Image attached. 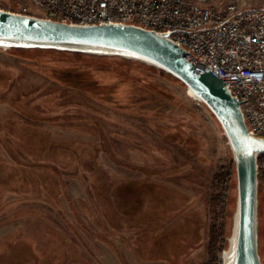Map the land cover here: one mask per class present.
I'll return each instance as SVG.
<instances>
[{"label": "rangeland", "instance_id": "rangeland-1", "mask_svg": "<svg viewBox=\"0 0 264 264\" xmlns=\"http://www.w3.org/2000/svg\"><path fill=\"white\" fill-rule=\"evenodd\" d=\"M232 159L212 113L168 74L0 50V264H216L213 229L229 237L236 210L237 178L227 192L220 177ZM259 199L264 263L263 185Z\"/></svg>", "mask_w": 264, "mask_h": 264}, {"label": "water", "instance_id": "water-1", "mask_svg": "<svg viewBox=\"0 0 264 264\" xmlns=\"http://www.w3.org/2000/svg\"><path fill=\"white\" fill-rule=\"evenodd\" d=\"M0 49L43 50L122 58L156 68L183 83L219 123L236 165L237 202L223 264H264L259 244L258 159L264 139L253 136L227 82L200 70L168 33L127 24L73 25L0 9Z\"/></svg>", "mask_w": 264, "mask_h": 264}, {"label": "built area", "instance_id": "built-area-1", "mask_svg": "<svg viewBox=\"0 0 264 264\" xmlns=\"http://www.w3.org/2000/svg\"><path fill=\"white\" fill-rule=\"evenodd\" d=\"M248 4L249 0H0V9L32 15V5L61 23H120L168 33L198 69H209L227 82L242 104L251 134L264 139V9H250ZM216 264H223L222 258Z\"/></svg>", "mask_w": 264, "mask_h": 264}, {"label": "trees", "instance_id": "trees-1", "mask_svg": "<svg viewBox=\"0 0 264 264\" xmlns=\"http://www.w3.org/2000/svg\"><path fill=\"white\" fill-rule=\"evenodd\" d=\"M9 51H14V52H27V51H30V50L12 49V50H9ZM36 51L60 53V52H57V51H43V50H36ZM63 54H70V55H73L75 57H80V58H83V57H91V58L102 59V60L111 59V58H102V57L87 56V55L73 54V53H63ZM118 59L123 60L125 62L136 63V64H139V65L148 67V68H150V69H152L154 71H160V70H158L156 68L149 67V66H147L145 64H142L140 62L128 61V60H125V59H122V58H118ZM73 87H74V89H76L75 86H73ZM258 164H259V181H260V188H261L262 185L264 186V156H260L259 157ZM220 177L223 178V182H224L225 188H226L227 192H229L230 191L231 183L233 181V177H236V165H235L233 159L229 163L228 166H225V167L222 168V174H221ZM227 196H228V194L226 195V197ZM259 198H260V196H259ZM229 237H226L225 238V230H224V227L223 226H222L221 229H219L218 227H215L213 229V235H212V239H211V243H210V251H211V253L212 254H215L217 252V250L219 249V247H221L222 252H224L227 249L225 246H226V244H228Z\"/></svg>", "mask_w": 264, "mask_h": 264}]
</instances>
